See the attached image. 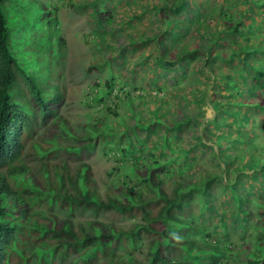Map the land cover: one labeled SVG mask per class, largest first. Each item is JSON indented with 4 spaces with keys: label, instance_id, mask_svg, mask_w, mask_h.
<instances>
[{
    "label": "trees",
    "instance_id": "1",
    "mask_svg": "<svg viewBox=\"0 0 264 264\" xmlns=\"http://www.w3.org/2000/svg\"><path fill=\"white\" fill-rule=\"evenodd\" d=\"M109 1L92 11L96 38L105 44V33L117 35ZM4 2L0 0V264H264V0L151 1L158 26L149 35L141 33L145 41L154 40L153 65L166 72L154 81L161 78L175 88L176 79L187 78L188 72L190 93L196 96L183 99L198 109L208 104L213 112L190 145L178 135L198 120L195 111L188 114L181 104L188 122L184 129L181 119L160 125L151 119L154 138L146 143L137 119L136 133L130 134L122 108L133 105L136 96L144 106L147 100L128 91L134 85L125 81L118 88L123 93H113L110 75L84 98L94 108L78 135L59 113L62 81L44 85L41 72L15 55L10 41L29 33L28 17L18 8L8 20ZM57 27L48 9L41 29ZM77 138L80 143L67 141ZM97 144L114 160L101 177L79 154ZM197 145L209 148V164L215 168L199 164ZM73 153L79 156L71 162ZM240 176L254 181L256 190L243 195ZM221 193L233 199L234 225L240 226L235 252L222 240L228 234L224 207L216 204ZM247 229L253 233V250L244 240Z\"/></svg>",
    "mask_w": 264,
    "mask_h": 264
},
{
    "label": "rangeland",
    "instance_id": "2",
    "mask_svg": "<svg viewBox=\"0 0 264 264\" xmlns=\"http://www.w3.org/2000/svg\"><path fill=\"white\" fill-rule=\"evenodd\" d=\"M106 1L5 0L3 9L8 20L9 18L12 19L10 15L18 8H21L24 12L20 11L23 18H26L25 15L28 17L26 29L28 28L29 33L10 41L15 55L31 70L41 72L39 78L44 82V85H49L50 80L54 82V79L62 81L64 94L59 113L70 122L73 130L78 135L82 134V124L87 114L92 110L91 108H94L91 104H86L84 98L95 84L100 83L110 75L114 78L113 93L116 94L119 90L123 93V89L118 88L121 87V81H125L128 85H134L133 87L127 86L128 91H133L134 95L141 93L143 95L140 98L145 102L147 100V104L144 106L136 96L132 100L133 105L122 108L128 121H130V134L136 133L133 125L137 119H141L140 124L142 127L140 129L145 131L142 138L146 143L154 138L149 131L151 126L149 121L151 119H158L156 122L158 125L162 121L174 124L181 119L180 128L184 129L188 122L186 115L183 114L179 106L181 104L184 107V112L191 114L195 111L193 116L195 120H198L196 121L197 126L188 129L186 127V130L178 135L182 144L190 145L194 142V132L196 133L199 130L205 118L213 116V112L208 104L200 105V109H198L194 104L183 99L184 95L188 96V99L196 96L194 93H190L192 80L188 72L186 74L187 78L176 79L175 88L171 87L170 84L165 85L164 79L160 78L157 79L158 81H154L155 75L160 77V74H164L165 76L166 72L158 70L153 65V57L157 52V49L153 48L154 40L145 41V37L141 33L144 32V34L149 35L150 32H153V29H157L158 25L153 18V10L149 8L152 0H110L109 5L113 9L112 13L116 19L112 23V28H116L117 35L105 33L104 38L108 42L105 44L104 42L100 43L96 38L92 11L94 6L101 8V3ZM37 3L40 5H34ZM48 9L54 15L58 26L51 32H49V29L46 31L41 29L44 14ZM49 15L48 13L47 16ZM141 40L142 42H140ZM122 45L123 47H121ZM146 54H148V62L144 60ZM103 60H108V65ZM100 61L103 63L98 69H95ZM89 65L93 66L90 70H88ZM162 83L165 85L162 91L156 93L157 96H151L157 90V86L162 85ZM196 111L201 112L200 115ZM162 128V130L165 129L164 126ZM171 137L165 135V138L169 140ZM81 140L79 138L76 140L67 139L70 143H80ZM203 141L205 142V139ZM206 144L211 146L207 142ZM144 146L148 147V145ZM209 153L208 147L204 148L197 145L194 148V154H196V160L200 162L199 164L203 167L208 166L207 169H213L215 165H213L214 162L209 164ZM79 154L83 160L91 164L95 177H101L105 170L114 165L112 158L103 155L99 144L88 151L82 150ZM78 156L76 153L70 154L68 160L73 162L77 160ZM248 173L250 171L243 174ZM240 181L242 186L239 191L242 189L240 192L245 196L248 195L249 189L254 191L257 188L254 181H249L245 176H242ZM232 201L231 196L224 197L221 193V198L216 201V204L224 207L223 214L227 228L224 233L228 235L223 237L222 240L230 242L231 249L235 252L240 243L237 235L240 226L234 225L238 222L235 223L232 217L234 213ZM233 226L236 227L234 230L232 229ZM252 236V231L247 229L244 240L250 243L249 245L247 243L249 250H253L251 245L254 244ZM244 246L245 244L242 250H244Z\"/></svg>",
    "mask_w": 264,
    "mask_h": 264
}]
</instances>
